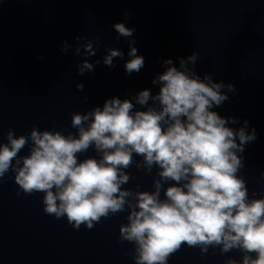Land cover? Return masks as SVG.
<instances>
[{
  "label": "water",
  "instance_id": "water-1",
  "mask_svg": "<svg viewBox=\"0 0 264 264\" xmlns=\"http://www.w3.org/2000/svg\"><path fill=\"white\" fill-rule=\"evenodd\" d=\"M127 13V16L125 15ZM115 23L135 29L132 37H118ZM80 36L84 39L76 41ZM89 39L97 48L87 57L94 72L77 74L83 55L75 48ZM145 66L128 75L124 64L130 58L129 40ZM72 47L62 52L64 42ZM124 58H114L115 67L102 62L107 49ZM198 53L195 71L207 73L214 82L232 84L229 99L214 107L222 117H235L239 129L247 120L256 140L246 145L244 167L249 197L264 196V0H0V143L13 129L27 135L33 127L75 134L73 113L103 106L106 99H131L137 92L158 85L153 78L165 70L163 61ZM84 84L78 91L76 85ZM222 91H227L226 89ZM134 102V101H133ZM139 108V106H137ZM26 146L20 156L27 155ZM98 157L90 148L79 159ZM139 161L141 157L134 156ZM134 177L125 188L153 190L157 169L146 174L135 165L127 170ZM9 171L0 183V264H135L134 245L121 241L119 227L127 223V211L102 218L92 229L69 224L43 211V193H23ZM163 195V193H162ZM239 261L241 253L221 254L209 248L184 245L168 264H225Z\"/></svg>",
  "mask_w": 264,
  "mask_h": 264
},
{
  "label": "clouds",
  "instance_id": "clouds-1",
  "mask_svg": "<svg viewBox=\"0 0 264 264\" xmlns=\"http://www.w3.org/2000/svg\"><path fill=\"white\" fill-rule=\"evenodd\" d=\"M113 29L124 38L135 32L124 23ZM93 45L89 39L83 52L81 46L75 48L76 55L86 57L77 65L78 75L94 72L101 63L87 59L97 53ZM134 45L130 39L124 64L128 75L145 66ZM71 47L65 41L61 50L67 54ZM114 58L123 59L124 53L109 48L102 62L113 68ZM177 59L178 67L172 59L163 61L165 70L152 80L159 86L155 95L144 89L131 99L112 97L102 107L73 113L75 134L33 127L16 136L9 129L7 143H0V183L13 172L23 193L44 194L45 214L66 217L76 229H92L102 218L127 211L119 234L121 241L134 245L135 264H168L184 245L198 247L202 254L210 247L222 255L241 253L239 261L229 258L225 264H264V196L255 198L253 192L250 198L239 175L246 145L257 138L255 128L249 132L245 120L234 129L229 124L238 123L237 118L213 110L235 87L214 82L207 73L201 79L195 71L198 53ZM76 88L83 91L84 84ZM29 145L28 154L20 156ZM90 148L99 158L79 159ZM133 165L149 175L157 169L152 191L124 187L134 178L127 171Z\"/></svg>",
  "mask_w": 264,
  "mask_h": 264
}]
</instances>
